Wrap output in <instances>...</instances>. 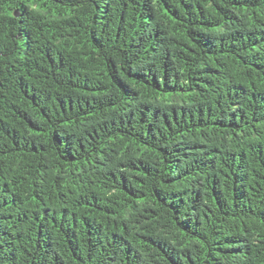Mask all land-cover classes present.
<instances>
[{"label":"trees","instance_id":"1","mask_svg":"<svg viewBox=\"0 0 264 264\" xmlns=\"http://www.w3.org/2000/svg\"><path fill=\"white\" fill-rule=\"evenodd\" d=\"M0 264H264V0H0Z\"/></svg>","mask_w":264,"mask_h":264}]
</instances>
